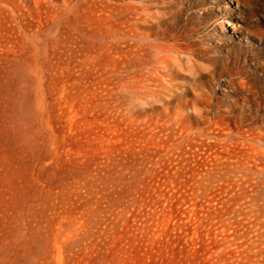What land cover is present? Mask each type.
<instances>
[{"label": "rangeland", "instance_id": "374dc122", "mask_svg": "<svg viewBox=\"0 0 264 264\" xmlns=\"http://www.w3.org/2000/svg\"><path fill=\"white\" fill-rule=\"evenodd\" d=\"M0 264H264V0H0Z\"/></svg>", "mask_w": 264, "mask_h": 264}, {"label": "bare ground", "instance_id": "6f19581e", "mask_svg": "<svg viewBox=\"0 0 264 264\" xmlns=\"http://www.w3.org/2000/svg\"><path fill=\"white\" fill-rule=\"evenodd\" d=\"M226 24L229 26V27H233V24H231L230 22H226ZM149 97V96H148Z\"/></svg>", "mask_w": 264, "mask_h": 264}]
</instances>
